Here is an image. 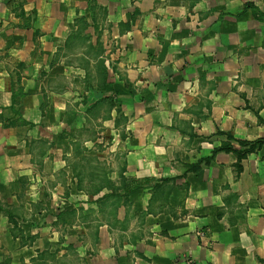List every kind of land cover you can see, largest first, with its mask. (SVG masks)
I'll return each mask as SVG.
<instances>
[{"label": "crops", "instance_id": "1", "mask_svg": "<svg viewBox=\"0 0 264 264\" xmlns=\"http://www.w3.org/2000/svg\"><path fill=\"white\" fill-rule=\"evenodd\" d=\"M227 133L264 139V0H0L14 264H264V147L206 162Z\"/></svg>", "mask_w": 264, "mask_h": 264}, {"label": "rangeland", "instance_id": "2", "mask_svg": "<svg viewBox=\"0 0 264 264\" xmlns=\"http://www.w3.org/2000/svg\"><path fill=\"white\" fill-rule=\"evenodd\" d=\"M103 135H106V134H103ZM118 143H120L119 140L113 141V139L109 138L108 135H107V137L101 138L99 140L96 138L94 141L91 142V146L93 148H99L100 145H101L103 148L111 149V148H115L117 146L116 144H118ZM40 189L41 188H39V190ZM81 190H84V189H81ZM86 190L87 191H94V189H92V188L86 189ZM68 196H69V194H68ZM49 202H50V198H49ZM70 204L71 203L64 204L62 206L65 209H68V208L72 207V205H70ZM35 206L37 207V210L38 209L39 210H42V211L45 210L44 204H42L41 202L38 203V204H36ZM48 206H50V204H48L47 207ZM60 208L62 209L61 206H60ZM0 212H2L3 214H5L7 216V221L9 222L8 225L9 226L11 225L10 231L8 233L10 236H3V235L0 234V264H14L13 262L14 261H17V259H16L17 250H15V251L13 250V241H12V239H16V241L19 244H21L22 247H25L29 243H31L32 241H34L35 236H31V235L27 234L26 232H24V229H26V226H29V223L26 222L24 219L19 220V222L17 220H15L14 219V216H13V213L9 209V206H5L4 207L3 205H0ZM61 213H62L61 211L60 212H57L55 210L51 213L53 215H56V221H55L56 223H57V220H59L57 216L59 214H61ZM40 221H41V225L40 224H36V226L41 227L43 224H45V221L42 220V218L39 217V222ZM0 225H1V222H0ZM19 227L21 229H18ZM54 248H55V250H59L60 251L61 246H56ZM39 249H40V247L37 248L38 252H39ZM70 254H71V257L69 258V263L75 264L77 262V252H74V253L71 252ZM33 261H37V264H47L48 261L50 263L51 262L52 263L54 262V264L57 262L56 259H55V253H49V254H47L46 251H44V249L40 252V256L34 257ZM63 261H67V260H63Z\"/></svg>", "mask_w": 264, "mask_h": 264}, {"label": "trees", "instance_id": "3", "mask_svg": "<svg viewBox=\"0 0 264 264\" xmlns=\"http://www.w3.org/2000/svg\"><path fill=\"white\" fill-rule=\"evenodd\" d=\"M229 141L223 143L222 145L215 147L211 155L208 156L205 160L209 162V160L215 155V153L219 151L233 153L236 157L235 166L237 169L240 168L241 160L244 159L248 154L260 150L264 147V139L258 138L255 140H242V139H235L231 134H226ZM230 141H234L237 144L235 147Z\"/></svg>", "mask_w": 264, "mask_h": 264}]
</instances>
